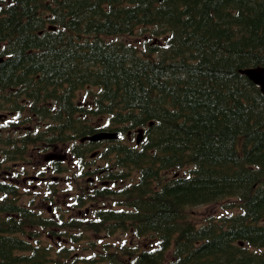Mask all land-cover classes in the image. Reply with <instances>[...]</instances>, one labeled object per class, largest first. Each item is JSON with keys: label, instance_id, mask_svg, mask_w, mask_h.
Masks as SVG:
<instances>
[{"label": "trees", "instance_id": "1", "mask_svg": "<svg viewBox=\"0 0 264 264\" xmlns=\"http://www.w3.org/2000/svg\"><path fill=\"white\" fill-rule=\"evenodd\" d=\"M0 57V112L22 134L0 135V264H76L51 242L80 240L72 229L156 243L119 250L126 264H264V94L240 73L264 65V0H1ZM28 121L51 128L26 132ZM103 127L145 138L111 142L101 158L118 188L78 190L75 207L122 208L60 224L22 200L9 162L72 142L83 160L91 145L78 141ZM226 199L237 212L190 215Z\"/></svg>", "mask_w": 264, "mask_h": 264}, {"label": "rangeland", "instance_id": "2", "mask_svg": "<svg viewBox=\"0 0 264 264\" xmlns=\"http://www.w3.org/2000/svg\"><path fill=\"white\" fill-rule=\"evenodd\" d=\"M142 40H143V37L141 35H139L138 33H136L134 38H133V40H132V42H134L135 45H137V47L142 48L141 47L142 46ZM152 40H154V42H157V38H152ZM79 98H81V103L86 105V103H85L86 100H87L86 96L84 94H80ZM2 126H3V124H1V122H0V130L2 129ZM72 143H70V144H68L66 146H62L60 148L63 149V150H66V149H68V148L73 146ZM123 143H126V141L123 140ZM96 150H98V149H96ZM35 154H36V152H35ZM58 154L64 155V152H59L58 151ZM91 160L92 159H89V158L85 159V167L84 168L89 167V163H91V165L95 166V163L92 162ZM34 161L37 162L38 161V157L34 156ZM72 163H73L72 161H69L68 164H66L63 167L66 170H64L62 179H63V182L65 183L66 181H70V179L68 178L67 175L71 176L70 178L72 180L73 185L82 193V191H84V190L88 189V187H90L89 186V177L90 176H88L87 179L85 178L86 180L78 179V177L76 176L77 172H78L77 168L75 167V165H72ZM121 184H125V183H121ZM31 186H32L31 183H26V184L21 183L22 191H27V190L33 191V189H31L32 188ZM40 193H41L40 197H42L44 192L41 191ZM35 198H38V197H35ZM23 200L25 201V198H23ZM234 201L235 200H233V202ZM39 203H40V200L37 199V201H35L34 205H36V207H37V206H39ZM229 205H231V204L226 199V200H224L222 202H218V203H215V204L193 207L189 212H190V215L193 217L194 221H197L200 224L208 223V220L211 219L213 216H216V218H220V217H222L223 215H225L227 213L237 212L235 207H232L230 210H228V208L227 209L225 208V207H229ZM57 208L62 209V206H60V207L57 206ZM46 212H47V210H46ZM50 215H51V213L47 212V216H50ZM88 237H89V233H88ZM90 237L93 238L94 236L90 235ZM103 238L108 244L109 243L111 244V247L113 249H110V253H114L115 254V256H114L115 258L120 257V255L117 252H115L114 245H120L121 243H122V245H124V243L126 241H127L126 244H128V240H130V243L132 242L130 237L128 235H125L124 231H122L121 229H118L115 232H113L110 235V237H108V235L105 234V237H103ZM86 241H88V240H84L82 243L83 244L85 243L84 245H86ZM147 242H149V241H147ZM89 245H91V242H89ZM60 246L61 245L58 244V247H60ZM101 250L102 249H99V251H101ZM257 252H259V251H257Z\"/></svg>", "mask_w": 264, "mask_h": 264}, {"label": "water", "instance_id": "3", "mask_svg": "<svg viewBox=\"0 0 264 264\" xmlns=\"http://www.w3.org/2000/svg\"><path fill=\"white\" fill-rule=\"evenodd\" d=\"M162 1V0H161ZM2 61V59H0ZM241 73L245 76H247L253 83L256 85L260 86L261 91L264 93V66H258V67H251L247 69H242ZM117 134L116 133H99L93 136L86 137L82 139V141L91 140V141H98L102 139H107V138H116ZM143 138V131L140 130L137 136V141L138 143L141 142Z\"/></svg>", "mask_w": 264, "mask_h": 264}, {"label": "bare ground", "instance_id": "4", "mask_svg": "<svg viewBox=\"0 0 264 264\" xmlns=\"http://www.w3.org/2000/svg\"><path fill=\"white\" fill-rule=\"evenodd\" d=\"M159 1H161V0H159ZM164 0H162L161 2H163ZM26 87V86H25ZM7 134V133H6ZM3 141V140H2ZM3 144V143H2ZM24 147V146H23ZM26 148V147H25ZM116 148V147H115ZM7 151V150H6ZM20 160V159H19ZM165 177V176H164ZM31 215V214H30ZM32 220V219H31ZM47 220V219H46ZM48 221V220H47ZM100 221V220H99ZM50 222V221H49ZM28 223V222H27ZM45 224H46V222H45ZM51 225V224H50ZM35 229V228H34ZM96 229V228H95ZM21 231V230H20ZM40 235V234H39ZM17 244V243H16ZM34 260H36V259H34ZM34 263V262H33Z\"/></svg>", "mask_w": 264, "mask_h": 264}, {"label": "flooded vegetation", "instance_id": "5", "mask_svg": "<svg viewBox=\"0 0 264 264\" xmlns=\"http://www.w3.org/2000/svg\"><path fill=\"white\" fill-rule=\"evenodd\" d=\"M130 138H132L133 136L131 135V136H129Z\"/></svg>", "mask_w": 264, "mask_h": 264}]
</instances>
